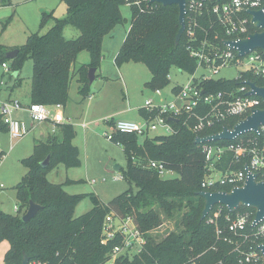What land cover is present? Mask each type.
<instances>
[{
    "label": "trees",
    "instance_id": "1",
    "mask_svg": "<svg viewBox=\"0 0 264 264\" xmlns=\"http://www.w3.org/2000/svg\"><path fill=\"white\" fill-rule=\"evenodd\" d=\"M64 2L67 16L56 19L45 33L31 34L21 46L9 47L0 42V63H10L12 70L20 72L26 59L33 60V103L47 106L66 104L74 78L79 84L80 102L91 95L89 70L92 67L99 69L104 38L118 22L124 20L121 6L127 5V0ZM8 5H12L11 0H0V6ZM151 6L146 3L130 6L132 23L116 63L119 67L129 61L144 63L152 73V79L146 85L155 89L170 83L168 74L172 67L193 72L197 62L190 56L185 34L176 43L180 29L178 5L165 6L156 2ZM66 25L77 28L80 35L75 39L66 38L63 32ZM252 30L257 31L255 28ZM17 48V57L8 59L7 52ZM83 50L89 51L91 62L76 69L74 64ZM244 77L264 84V80L251 74ZM241 83V80L217 79L207 89L221 90ZM236 122L237 119H231L200 134H213L224 126L233 127ZM61 129L64 141L52 136L35 144L34 153L22 159L28 172L16 185L18 211L8 213L0 208V243L8 241L10 244L4 256L7 264H22L25 254L29 256V264L38 260L49 264H111L110 253L117 242L102 243V225L106 216L112 211L123 216L133 214L140 228L147 233L163 223L160 209L168 218L185 209L178 221V230L159 242L147 233V243L141 254L119 256L112 264H242L235 244L224 240V236H232L226 216L235 217L237 213L249 211L254 217L256 210L241 206L230 212L226 206L217 204L206 218H202L205 199L198 192L203 189L201 183L206 173V160L202 146L195 143V133L181 128L175 134L146 137L144 142H140L136 134L116 132L112 141L121 145L129 158L127 169L120 168L124 172L123 177L135 182L138 190L125 191L109 203L95 197L93 208L76 217L74 211L80 196L68 194L61 184L52 183L47 178V170L56 163H64L68 167L82 163L79 148L72 143L73 125L65 123ZM0 130L8 131L1 114ZM252 135L255 134L248 132L240 138ZM236 140L212 143L229 144ZM4 156L5 153L0 151V163ZM48 156L51 157L49 166L43 167L41 162ZM137 156L146 162L149 159L163 160L178 176L162 178L148 166L135 165L133 160ZM227 157L230 161V155ZM31 200L42 208L34 218L24 221L23 215ZM219 208L222 213L217 222L223 231L220 236L216 224L209 222ZM256 240L255 247L264 243V237Z\"/></svg>",
    "mask_w": 264,
    "mask_h": 264
},
{
    "label": "built area",
    "instance_id": "2",
    "mask_svg": "<svg viewBox=\"0 0 264 264\" xmlns=\"http://www.w3.org/2000/svg\"><path fill=\"white\" fill-rule=\"evenodd\" d=\"M142 3L152 7L151 5L156 2L127 0L128 6L133 4L140 6ZM249 9L264 12V0H188L184 34L190 56L197 62L196 69L189 72L191 78L186 84H175L168 90L166 86L153 89L152 95L145 99L144 106L140 108L141 120H114L110 125V132H106L109 139L112 140L116 132L146 138L172 135L181 128L189 129L196 137H204L208 135L200 133L209 128L231 119H237L238 122L256 109L264 108V99L257 94L249 93L251 87L247 80L252 79L244 77L245 74H251L264 80V50L255 48L241 55L239 49L229 43L248 37L250 33H254L253 28L260 31L252 22ZM2 65L6 71L11 70L9 63L5 62ZM228 66L243 69L234 78L241 80L242 83L228 85L221 90L207 89L213 80H234L214 76ZM180 71L185 72L182 69ZM168 78L171 80L170 73ZM57 106L61 107V104ZM15 110H27L34 123L50 118L57 122L45 104L33 103L26 108L17 100L6 101L0 96V114L13 139L21 138L29 132L24 120L12 116ZM253 133L255 135L250 137L239 136V139L236 138V141L229 144H215L213 141L200 143L206 160L202 190L216 191L212 189L219 188L218 190L229 191L234 187L243 186L250 174H256L257 181H264V125L260 126L258 132ZM147 166L156 170L162 178H171L168 173L175 172L163 160L149 159ZM3 187L4 185L0 184V188ZM18 209L17 205L16 211ZM221 213L222 209L219 208L209 220L216 224L218 236L223 232L217 222ZM255 216L252 217L249 211L237 213L235 217L226 216L232 236H224V240L235 244V250L241 254L242 264H262L264 261L263 253L258 248L261 243L254 246L256 239L264 237V219L254 224ZM146 234L133 214L123 216L116 211L109 213L102 225V243L117 242L110 253V263H114L119 256L133 257L141 254L147 243ZM32 264L49 263L38 260Z\"/></svg>",
    "mask_w": 264,
    "mask_h": 264
},
{
    "label": "rangeland",
    "instance_id": "3",
    "mask_svg": "<svg viewBox=\"0 0 264 264\" xmlns=\"http://www.w3.org/2000/svg\"><path fill=\"white\" fill-rule=\"evenodd\" d=\"M12 5L0 7V42L8 46H21L27 42L28 37L36 32L45 33L56 19L67 16V6L64 0H11ZM124 20L118 22L103 41L104 59L101 62V75L91 85V95L80 102L82 96L78 91V82L74 78L71 82L70 99L62 104L67 117L65 123H71L74 129L72 143L79 147L82 163L79 166L68 167L64 163H56L47 170L50 182L61 184L70 195H79L80 200L75 207L74 215L81 216L90 211L94 206V198L104 203H109L118 195L131 190L137 192L138 186L123 177V170L129 165V158L122 146L109 139L106 132H110V125L105 119L125 118L140 121L138 107L144 106L145 99L152 95L153 89L146 83L151 81L152 73L142 62L129 61L117 67L115 57L119 53L132 23V9L128 5L121 6ZM8 21L7 25H4ZM64 35L68 39H75L80 31L72 25L64 27ZM91 62L89 51L79 53L74 67L78 69ZM243 69L236 66L224 67L216 78L234 79ZM20 73V76H19ZM198 73V72H197ZM122 75V78H120ZM171 80L165 87L166 90L175 84H186L191 78V73L181 72L174 66L170 70ZM33 60L28 58L22 70L6 71L0 63V96L2 100H17L23 106L28 102L24 98L32 93ZM108 77V80L106 78ZM19 77V79H17ZM108 80V81H107ZM102 88V89H101ZM101 89V91H100ZM55 112L56 104L48 106ZM63 110V109H62ZM12 116L24 120L29 128L28 134L21 138L13 139L8 131L0 130V151L5 153L0 163V208L8 213H15L18 204L16 185L28 172L22 159L34 153L35 142L57 136L64 141V134L60 130L63 120L58 123L51 118L39 123H34L29 113L15 110ZM62 121V122H61ZM82 123H87L84 128ZM145 138L141 137L140 142ZM139 156L133 163L147 167V162ZM122 176V178L117 177ZM170 177L178 176L177 172L168 173ZM19 205V204H18ZM157 208L159 206H156ZM159 209V208H158ZM185 210V209H184ZM183 210V211H184ZM163 223L147 231L148 236L155 241L163 240L172 231H177L181 213L173 218H168L161 209ZM8 241L0 243V264H7L4 256L9 249Z\"/></svg>",
    "mask_w": 264,
    "mask_h": 264
},
{
    "label": "water",
    "instance_id": "4",
    "mask_svg": "<svg viewBox=\"0 0 264 264\" xmlns=\"http://www.w3.org/2000/svg\"><path fill=\"white\" fill-rule=\"evenodd\" d=\"M153 2L167 5H178L179 7V22L180 29L176 35V43L178 44L185 31V16L188 0H152ZM216 1V0H205ZM248 13L252 16V22L260 29V31L250 33L248 37L237 42L230 41L232 46L239 49L241 55H244L255 48L264 50V12L262 10L249 9ZM19 54V49H13L7 52L8 59L13 60ZM97 68L92 67L89 70V80L92 84L96 79ZM247 84L251 87L250 94H257L264 99V85H258L253 80H247ZM172 119V118H171ZM261 125H264V108L256 109L251 115L238 121L232 128L223 127L221 131L208 136H197L195 143L200 144L218 140H235L242 134L248 132H258ZM51 157L48 156L41 162L43 167L49 166ZM256 174H250L248 180L243 186H237L232 190H216L206 191L200 190L198 194L205 199V207L202 218H206L213 210L215 205L222 204L227 207L230 212L237 211L241 206L252 207L256 210L254 224L264 219V181H257ZM42 206L33 200L30 201L29 207L23 215L24 221H29L34 218ZM258 248L264 256V243H261ZM29 256L25 254L22 264H29ZM264 264V261L263 263Z\"/></svg>",
    "mask_w": 264,
    "mask_h": 264
},
{
    "label": "crops",
    "instance_id": "5",
    "mask_svg": "<svg viewBox=\"0 0 264 264\" xmlns=\"http://www.w3.org/2000/svg\"><path fill=\"white\" fill-rule=\"evenodd\" d=\"M1 7V6H0ZM4 45H6V44H4ZM6 46H8V45H6ZM9 47H14V46H9ZM117 57V56H116ZM116 57H115V61H116ZM103 59H104V55H103V58H102V61H103ZM9 65H10V63H9ZM101 67V66H100ZM100 67H99V69H97V71H96V78L98 77V75H101L102 73L100 72ZM117 67H119V66H117ZM19 76H20V73H19ZM106 78L108 79V77L106 76ZM120 78H122V75H121V77ZM17 79H19V78H17ZM108 80H110V79H108ZM107 80V81H108ZM102 89V88H101ZM101 89H100V91H101ZM2 89L0 88V91H1ZM95 96L96 95H90L89 97L93 100V99H95ZM24 101L25 102H28V105L27 106H24V107H29V106H31L32 104H33V102H32V97L31 96H29L28 97V99H27V97L26 98H24ZM79 103H80V101H79ZM140 108L141 107H138V109H139V115H140V118H142L141 116H142V114H141V111H140ZM63 109V110H62ZM21 111H24V112H27V113H29L27 110H21ZM51 111V110H50ZM52 114H53V116H56L57 118H59V119H61V120H63V123L65 124V121H67V117H66V115H65V113H64V108H63V105L61 104V107H58L57 106V104H56V110H55V112H51ZM55 118V117H54ZM56 119V118H55ZM113 120H118V119H116V118H112ZM120 119H125V118H120ZM57 121L59 122L60 120H58L57 119ZM105 121H107V123L109 124V125H111V120L110 121H108L107 119H105ZM62 122V121H61ZM58 124H61V123H58ZM83 124V126H84V128H86L87 126H88V124L87 123H82ZM62 126V125H61ZM60 130L62 131V129H61V127H60ZM50 138V137H49ZM49 138H47V139H40V140H37L36 142H35V144H37V143H39V142H41V141H47ZM140 139V138H139ZM79 148V147H78ZM79 151H80V149H79ZM80 156H81V153H80ZM82 159V158H81ZM118 169H120L121 167H117ZM18 205V204H17Z\"/></svg>",
    "mask_w": 264,
    "mask_h": 264
}]
</instances>
